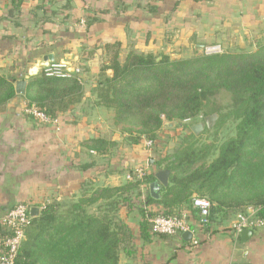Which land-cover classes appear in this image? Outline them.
<instances>
[{"label":"crops","instance_id":"0c3cea01","mask_svg":"<svg viewBox=\"0 0 264 264\" xmlns=\"http://www.w3.org/2000/svg\"><path fill=\"white\" fill-rule=\"evenodd\" d=\"M112 44H118L120 58L130 50L188 58L210 44L254 52L264 44V0H0L1 73L27 84L49 55L81 68L80 97L57 114V125L25 114L24 94L16 93L0 109V218L19 202L40 208L118 186L144 164L147 173L162 169L156 164L162 152L157 140L150 148L143 138L132 142L113 123V111L96 104L93 90L101 74H112L103 69L106 45ZM94 139L106 143L94 149ZM146 191L119 211L134 236L136 256L129 260L120 253L118 264H264V226L238 240L230 223L203 233L190 220L196 244L181 234L144 230L138 202ZM142 209L149 221V212L160 207Z\"/></svg>","mask_w":264,"mask_h":264},{"label":"trees","instance_id":"16d2710c","mask_svg":"<svg viewBox=\"0 0 264 264\" xmlns=\"http://www.w3.org/2000/svg\"><path fill=\"white\" fill-rule=\"evenodd\" d=\"M20 2V0H17ZM112 74H101L94 93L96 104L113 111V123L122 125L129 140L158 138L164 121L179 123L203 114L204 102L224 90L230 94L228 114L236 121L234 135L218 146L198 144L191 131L172 153L157 161L170 171L168 185L160 198L148 193L154 174L104 186L76 200L44 203L30 218L16 264H118L120 253L129 260L136 256L134 236L120 216L138 205L141 228L150 227L143 207L157 204L155 215H179L192 208L194 196L210 201L209 215L201 227L209 233L235 215L258 208L264 216V44L254 52L196 53L188 58H171L130 50L120 58L118 44L106 45ZM15 78L0 72V109L13 98ZM81 94L75 79L46 77L42 73L27 81L24 97L50 117L67 110ZM100 149L106 141L94 139ZM9 230L0 223V241ZM239 240V237H238Z\"/></svg>","mask_w":264,"mask_h":264},{"label":"built area","instance_id":"2783aa9c","mask_svg":"<svg viewBox=\"0 0 264 264\" xmlns=\"http://www.w3.org/2000/svg\"><path fill=\"white\" fill-rule=\"evenodd\" d=\"M83 23V21H81ZM204 54H218L224 52L220 44L206 45L201 50ZM41 73L46 77L62 78V79H75L81 82V68L77 64L69 61H46ZM23 112L38 122L58 124L56 117H50L44 111L40 110L36 105H26ZM187 121V120H186ZM152 141L149 139L144 140V146L150 148ZM146 174L144 167L134 168L126 175V180L139 179L141 180ZM192 208L196 214V224L202 227L209 215L210 201L207 198L194 196L191 201ZM30 205L26 203H16L11 208L6 210L0 218V223L9 230V235L0 241V264H16V258L20 251L23 241L25 240V231L30 218ZM43 205L39 208V211ZM258 208H248L245 213L235 215L230 223V229L238 238L243 229H253L264 226V216H257ZM192 216L186 209L182 210L179 215H155L149 218L150 229L155 234L160 235H176L185 231H190L193 235L194 229L192 227ZM193 244L197 243L193 237L191 239ZM231 264H242L239 261H234Z\"/></svg>","mask_w":264,"mask_h":264},{"label":"rangeland","instance_id":"374dc122","mask_svg":"<svg viewBox=\"0 0 264 264\" xmlns=\"http://www.w3.org/2000/svg\"><path fill=\"white\" fill-rule=\"evenodd\" d=\"M230 103V94L220 90L204 102L202 111L204 115L200 114L195 118L179 123L173 122V125L161 128V133L158 134L157 141L154 144L162 151L158 160L172 153L182 143L184 136L191 132L190 126L202 122L205 116L212 113L216 114L215 122L211 128L204 126L197 134L196 141L198 144L213 142V144L218 146L221 142L233 136L237 121L228 114ZM145 139L143 138V143Z\"/></svg>","mask_w":264,"mask_h":264},{"label":"water","instance_id":"95a60500","mask_svg":"<svg viewBox=\"0 0 264 264\" xmlns=\"http://www.w3.org/2000/svg\"><path fill=\"white\" fill-rule=\"evenodd\" d=\"M47 58L49 61L53 60V57L51 55H49ZM25 84H26L25 80L15 81V84H14L15 93L24 94L25 93ZM215 119H216L215 113L207 115L203 118L202 122H198V123L190 126V130L193 132V134L197 135L204 126L206 128H211L215 122ZM167 125L171 126V125H173V122L163 123L161 127H166ZM150 161H151L150 163H152V160H150ZM169 173H170V171L168 169H165V168L158 169L154 173V180H152L148 184V193L152 198H154V199L160 198L161 188L166 187L168 185ZM29 212H30L31 217H35L39 214V208L37 206H31ZM251 233H252L251 229H243L240 232L239 237L242 240H245L251 235ZM192 237H193V235L190 231H185V232L181 233V238L184 241H187V242L191 241Z\"/></svg>","mask_w":264,"mask_h":264}]
</instances>
